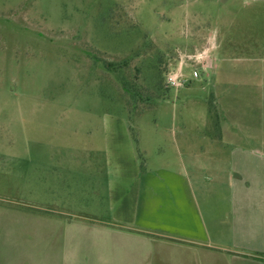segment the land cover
<instances>
[{"label": "rangeland", "instance_id": "374dc122", "mask_svg": "<svg viewBox=\"0 0 264 264\" xmlns=\"http://www.w3.org/2000/svg\"><path fill=\"white\" fill-rule=\"evenodd\" d=\"M222 113L261 149L264 0H0V264H99L106 142L159 170Z\"/></svg>", "mask_w": 264, "mask_h": 264}, {"label": "crops", "instance_id": "0c3cea01", "mask_svg": "<svg viewBox=\"0 0 264 264\" xmlns=\"http://www.w3.org/2000/svg\"><path fill=\"white\" fill-rule=\"evenodd\" d=\"M223 116L210 138L188 139L185 125L174 126L175 162L159 170L126 132L106 142L110 210L95 229L99 264H264V142L246 145ZM57 244L36 256L40 264H61Z\"/></svg>", "mask_w": 264, "mask_h": 264}, {"label": "built area", "instance_id": "2783aa9c", "mask_svg": "<svg viewBox=\"0 0 264 264\" xmlns=\"http://www.w3.org/2000/svg\"><path fill=\"white\" fill-rule=\"evenodd\" d=\"M169 84L172 85L173 87H181L184 85V82L181 81L180 78H174V77H171L169 78Z\"/></svg>", "mask_w": 264, "mask_h": 264}, {"label": "trees", "instance_id": "16d2710c", "mask_svg": "<svg viewBox=\"0 0 264 264\" xmlns=\"http://www.w3.org/2000/svg\"><path fill=\"white\" fill-rule=\"evenodd\" d=\"M135 141L137 142V140L135 139Z\"/></svg>", "mask_w": 264, "mask_h": 264}]
</instances>
